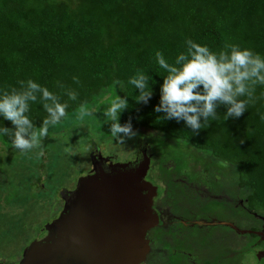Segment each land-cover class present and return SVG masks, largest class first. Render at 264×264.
<instances>
[{
  "label": "trees",
  "instance_id": "1",
  "mask_svg": "<svg viewBox=\"0 0 264 264\" xmlns=\"http://www.w3.org/2000/svg\"><path fill=\"white\" fill-rule=\"evenodd\" d=\"M188 40L217 53L239 45L264 57V0H0V89H19V81L32 79L66 101L68 115L79 113L81 103L90 110L125 97L128 108L120 114L121 124L131 118L133 130L144 129L145 138L164 137L160 144L179 140L173 142L179 148L183 142L207 151L213 165L231 163L230 193L241 191L246 207L264 215V86H257L259 99L239 118L225 121L227 108L219 105L218 117L198 133L154 111L168 74L155 53L162 52L174 65ZM140 72L149 76L153 93L147 104L136 102L139 90L129 82ZM69 89L79 94L77 100H69ZM106 93L110 96L102 103ZM42 104L38 94L27 113L36 127L47 116ZM97 115L105 116H90ZM110 123L111 118L102 131L116 140ZM0 126L13 127L2 116ZM0 141L11 143L6 136ZM11 228L13 239L25 231L17 220Z\"/></svg>",
  "mask_w": 264,
  "mask_h": 264
},
{
  "label": "clouds",
  "instance_id": "2",
  "mask_svg": "<svg viewBox=\"0 0 264 264\" xmlns=\"http://www.w3.org/2000/svg\"><path fill=\"white\" fill-rule=\"evenodd\" d=\"M186 44V52L176 57L174 65L166 61L162 52L155 53L160 67L168 73L160 87V102L154 109L157 113H164L163 119L182 120L193 133H198L210 119L218 117L219 105L227 108L224 114L226 121L239 118L249 104L259 99L255 92L258 85L264 86V57L239 45H229L217 53L192 40L186 41ZM73 79L79 83L78 78ZM129 82L139 90L136 102L147 104L153 95L149 76L140 72ZM18 83L19 89H0V116L13 125L12 128L0 126V136L8 137L15 149L26 153L42 147L49 126L60 123L68 115L69 104L61 102L59 96L32 79ZM57 83L59 87H64ZM38 94L47 113L40 127H36L27 115L30 102H36ZM66 94L72 101L77 100L79 95L71 89ZM261 95L264 96V93ZM127 108V98L117 96L104 113L111 118V136L121 144L138 134L133 130L131 118L123 124L119 122L120 114ZM92 114L86 103H81L79 118ZM260 118L264 120V115Z\"/></svg>",
  "mask_w": 264,
  "mask_h": 264
},
{
  "label": "rangeland",
  "instance_id": "3",
  "mask_svg": "<svg viewBox=\"0 0 264 264\" xmlns=\"http://www.w3.org/2000/svg\"><path fill=\"white\" fill-rule=\"evenodd\" d=\"M109 93H106L105 97L104 95L100 97L102 103L107 101L108 95L111 94ZM108 107L106 105L103 107V104H96L91 106L89 111L94 114L105 115L104 113ZM109 118L108 116L97 115L80 119L78 111H73L60 123L49 126L47 137L43 139L41 148L26 153L15 149L11 143L3 144L0 141V232L6 230L10 221L17 220V223H23L25 230V227L30 226L27 233L35 231L34 239H40L43 236L42 225L59 211V192L64 193V189L73 188L75 181L77 182L80 176L85 175L90 170L89 168L86 171L87 166H89L88 153L90 147L93 145L95 147L99 146L104 154L114 152L113 154H118L115 155L117 158L120 156L126 157L133 151L132 139H136L138 136L127 139L124 144H121L117 140L109 138L102 131L101 126ZM139 131L144 135L145 131L143 129ZM148 139L149 142L153 143L154 148L161 151V158L164 160V163L160 162L159 166L153 161L154 168L152 170L155 169V172L152 175L163 173L164 177H170L168 182L172 183V187L175 182L178 187L182 185L184 192H186L184 185L194 188L195 186H191L190 183L202 182L210 193L218 194L221 189L218 180H222L227 184L228 178H234L233 165L227 162L213 165L207 151L194 149L181 142L179 143L181 146L177 151L174 149L167 152L170 155V158H168L165 149L160 144L161 140L158 141L156 135H152ZM173 142H179V140ZM168 165L174 166L173 169L170 168L172 171L167 169ZM230 174H233L232 177H229ZM174 178L182 182L181 185ZM153 181L156 184L154 187H159L162 192H167L159 179L153 178ZM210 185H212L211 188ZM169 188L171 189V187ZM229 188V184H227L224 190L230 192ZM225 195L233 196L232 193L228 195L223 193V196ZM212 210L208 207L203 215L198 214L197 217L203 218L204 216L213 215ZM233 212H235L234 209L232 215ZM193 214L190 213V215ZM37 230L38 232H36ZM212 230H216L215 225ZM262 231H264V227H262ZM216 236L217 231L214 235L210 236L208 234L207 238L214 240ZM228 236L229 232L226 229L225 238ZM232 238L236 243L240 242L236 236ZM248 238L249 236L243 237L244 240H248ZM260 239L261 236H259ZM1 240H10V238L4 237ZM227 242H232L229 237L226 239ZM200 243H206L203 237L196 241L194 249L198 256H203L208 248ZM17 244L15 242L12 246L15 248L20 247L24 242ZM213 245L212 242L211 246L213 247ZM238 264H253V258L247 257L245 254L240 257Z\"/></svg>",
  "mask_w": 264,
  "mask_h": 264
},
{
  "label": "flooded vegetation",
  "instance_id": "4",
  "mask_svg": "<svg viewBox=\"0 0 264 264\" xmlns=\"http://www.w3.org/2000/svg\"><path fill=\"white\" fill-rule=\"evenodd\" d=\"M139 130L135 131L140 135H137L138 137L134 138L135 140L132 139L133 151L126 157L120 156L117 158L115 155L118 154L107 151L108 154H104L99 146L95 147L93 145L90 147L88 156L93 155L96 148L98 151L92 158L89 156V166L86 169L87 171L93 164L104 169H107L108 164L111 163L117 166L116 168L122 167L124 164L134 166L143 156H147L149 161L143 176L144 180L156 186L153 178H157L164 189L166 188L167 192H162L159 187H155V192L151 197L150 206L155 214L156 221L152 226L144 230L142 238L146 242L147 250L138 264H238L240 257L245 254L247 257L253 258V264H264V231H262L264 215H260L259 212L246 207L245 202L242 200L241 191L232 193L233 196H223V193L230 194V192L224 190L227 187L225 182L223 184V182L219 181L221 189L218 194L210 193L202 182L190 183L191 186H195L194 188L188 187L183 183L186 188V192H184L181 185L182 182L176 178L174 179L179 182L181 187H178L174 182L173 188L171 186L172 183L168 182L170 177H164L163 173L161 175L156 173L153 176L152 173L155 172V169L152 170L154 168L153 161L159 166L160 162L164 163V160L161 158V151L154 148L153 143L149 142V139L145 138ZM167 143L162 144L165 154L168 151L174 149L177 151L179 149L175 143L168 141ZM167 157L170 158V155L167 154ZM170 168L173 169L174 166L168 165L167 169L172 171ZM75 185L76 181L73 188L64 189V193L62 191L59 192V211L65 195L67 196L68 191L73 190ZM168 187H171V189H168ZM195 189L197 190L195 191ZM208 207L213 209V215L204 216L203 218L197 217L198 214L203 215ZM233 209L235 210L233 212L235 216L232 215ZM59 211L42 226L49 224L58 215ZM190 213L194 214L190 215ZM12 225L13 220L7 224L5 231L0 232L7 234L0 236V264H19L23 248L32 240H35L33 236L35 231L27 233L28 229L16 234V239H13ZM214 225L216 230H212ZM226 229L229 232L228 237L232 241L231 243H226L228 238H225ZM216 231L217 236L214 237V240L207 238L208 234L210 236L214 235ZM233 236H236L240 242L236 243L232 238ZM245 236H249L248 240L243 239ZM259 236H261L260 240ZM4 237H9L10 240L2 241L1 239ZM201 237L206 243L200 244L207 246L208 250L205 255L198 256L194 247L196 241ZM18 241L20 244L22 242L24 244L17 248L12 246L15 242L16 244L19 243ZM212 242L214 244L213 247L211 246Z\"/></svg>",
  "mask_w": 264,
  "mask_h": 264
},
{
  "label": "water",
  "instance_id": "5",
  "mask_svg": "<svg viewBox=\"0 0 264 264\" xmlns=\"http://www.w3.org/2000/svg\"><path fill=\"white\" fill-rule=\"evenodd\" d=\"M148 161L143 156L134 166L107 169L93 164L43 236L23 248L19 264H138L147 250L144 230L156 221L155 187L143 177Z\"/></svg>",
  "mask_w": 264,
  "mask_h": 264
}]
</instances>
